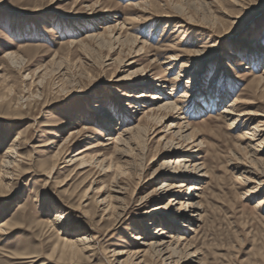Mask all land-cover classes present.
<instances>
[{
    "label": "rangeland",
    "instance_id": "obj_1",
    "mask_svg": "<svg viewBox=\"0 0 264 264\" xmlns=\"http://www.w3.org/2000/svg\"><path fill=\"white\" fill-rule=\"evenodd\" d=\"M143 1L0 0V166L10 146L16 144L20 156L11 168L14 174L0 183V221L8 219L14 225L0 235V264H122L126 254L113 253L135 247L131 231L148 237L157 225L191 242L188 248L180 245L175 260L180 256L182 262L177 264H264V204H257L264 197V186L257 190L253 173L248 172L264 173V164L254 160V150L248 146L260 140H251L252 126L259 133L255 139H264V0H180L183 13L171 6L162 8L178 15L170 20L154 15L153 7ZM227 15L235 17L234 23L229 24ZM179 21L186 25L177 27ZM107 26L147 42V52L134 57L135 65L125 66L129 40L123 46L85 40L98 31L107 39ZM251 38L257 42L254 47L248 46ZM120 55L123 64L117 61ZM169 55L180 60L166 72L160 62ZM185 63L186 77L199 73L194 99L198 105L185 101L183 116L194 143H200L196 162L203 164L207 175L197 198L201 221L191 232L160 213L161 222L145 228L142 217L135 216L141 210L137 199L163 179L140 186L167 160L170 135L159 140L164 131L157 129L137 137L127 145L129 157H121L122 146L114 138L144 120L141 112L128 106L134 97H123L124 93H153L160 87L131 90L130 80L115 79L129 78L137 68L151 70L148 73L170 80L160 91L174 89L179 96L184 88L176 78ZM234 100H239L236 112L253 113L242 116L243 125V121L238 126L231 123L234 118L222 113ZM99 105L105 117L97 114ZM65 145L60 158H55ZM260 149L258 157L264 158V144ZM76 151L91 164L79 169V162H63ZM103 158V165L112 164L105 174L97 162ZM126 158L130 164L123 161ZM117 164L130 174L117 173ZM113 179L125 188L122 205L128 206L121 221L94 201L101 193H110ZM186 184L184 193L189 189ZM158 200L152 196L147 206L161 208L168 201ZM131 225L137 229L131 230ZM93 231L94 251L79 256L63 248L69 234L80 237ZM189 252L193 256L185 261ZM146 264L160 261L150 256Z\"/></svg>",
    "mask_w": 264,
    "mask_h": 264
},
{
    "label": "bare ground",
    "instance_id": "obj_2",
    "mask_svg": "<svg viewBox=\"0 0 264 264\" xmlns=\"http://www.w3.org/2000/svg\"><path fill=\"white\" fill-rule=\"evenodd\" d=\"M176 1L144 0L142 3L144 5L148 4L149 6H152L155 11L154 15H156L157 17L169 18L168 20H170L178 15H172L170 13H167V11H162V8L171 6L176 10L178 9V12L183 13L184 12L183 8L180 7L181 6L180 0L179 2ZM209 1H220V0H209ZM227 17H228L227 19H229V24L234 23L233 18L235 17L233 15H227ZM188 20L192 21L191 17H188ZM213 22L215 23L216 21ZM116 24L114 27H116ZM226 24H228V22ZM120 25H121L120 29L124 28V24H120ZM185 25H184V21H179L177 23V27H183ZM99 28H103V27H99ZM104 29H106L109 32L107 34V39L104 36V32L98 31L87 34L85 36V40H96L99 44L108 42L109 44L111 43L112 45L118 44L122 46L124 45V42L129 40V42L131 43V49L127 50L129 52H126V54H128L129 56L128 57L129 59L126 60L128 63H126L125 66L131 67L135 65L138 59L135 60L134 57L139 56L141 54H145L147 52V47H146L147 42L144 43L143 41L139 40L138 37L129 34L130 32L129 33L125 32V34L122 35L123 31L121 30L113 31L111 26H107ZM80 41L81 40L77 42ZM255 41L256 40L253 38L247 39L248 46L250 47L256 46L257 42ZM77 42L76 41L74 42V40L70 41V43H74V44ZM200 53L201 51H196V52L194 51L195 55H199ZM120 54L122 53L120 52ZM179 60L180 59L179 57H177V55H169L163 61L160 62L161 65L160 68L161 69L165 68L166 72H171L178 66ZM117 61L120 63L123 62L124 59H122V56L120 55L118 56ZM185 64L186 65L181 64L179 66L180 72L178 73V76L176 78V81L181 84L182 88H184V91L181 94H179V96H176L177 93L174 95V89H172L173 91L167 93L164 91H160L161 88L167 87V84L170 83V80L167 79L168 77L162 78L161 76H156V74H153L152 72L148 73L151 70H145V69L141 70V68L139 69L137 68L133 71L134 74L131 77L129 78L123 77V78L115 79L116 82H121V80L123 79L130 80L131 82L130 84L128 83L129 84L128 86L131 90L138 88V86H143L144 88L147 89L154 87L156 89V86L160 87L158 88L159 91L157 89V91L153 93H150L149 91H141L136 95H132V94L128 95L124 93L123 97H128V98L134 97V101H130L128 103V106L129 108L132 109L135 108L134 112L137 113L141 112L144 117V120H140V123H137L134 126L126 127L125 129H123L121 132L118 133L117 137L114 138L116 144H120L122 146V148H118V152L121 153V157L122 156L129 157V155L126 153L127 151L126 149L128 148L127 145H129L131 142H134V139L137 137L143 136L145 138L148 136L149 133L157 131V129H158L157 132L164 131V135L160 136L159 140L161 139L165 140L166 135H170V139L167 142L171 143V150L167 154L168 156L167 160L162 164L160 168H156L149 177L145 178L142 183V186H140V189H142L144 188V185L146 186L151 185L154 181L158 179H163L162 182L159 185L155 186V188H153L150 192L146 193V195L141 196L139 197V199H137L138 202L136 203V205H138V207L141 208V210L135 216H137V218L142 217L143 221L145 222L144 223L145 228L146 226L156 225L159 222H161V220L158 218V214L160 213L163 214V216L168 217L169 220L175 222V224L179 225V228H186L191 232L196 231V226L197 227L199 226L197 222L201 221L200 212H199L201 209V205L198 202L197 198L199 197V191L202 189L200 187L202 179L207 175H206V171H204L203 164L200 162H196V158H198L197 155L199 154L198 152H200L199 151L200 143L198 144L194 143V140L192 139L191 136L192 131H189L191 129L190 123L189 121L185 120V116H183L184 115L183 110L185 108L183 103L185 101H189L190 105L195 104L196 106L197 104L194 99L195 96L198 95L197 89L195 88L197 87L196 80L199 78V73L198 71H194L191 77H186L185 76L186 74L184 75L183 73L187 72L186 68L188 67V65L187 63ZM263 74H264V70H263ZM183 76L185 77V79L184 78L182 79ZM159 79L161 80L160 83L161 85L158 83ZM238 102L239 100L238 101L234 100L222 110V113L230 116V119L234 118L232 119L234 120V122L231 121V123L237 124V126L240 125L239 122L241 121H243L241 125L244 124V119L242 118V116L253 114V113L241 112V111L240 113L236 112L239 110L236 107ZM137 106H141L142 109L138 108ZM95 109L97 114H100L101 117L106 116V113L104 112L102 105L96 106ZM109 118L113 119L111 115L109 116ZM163 128L166 129L164 130ZM248 134H250L251 140L257 141L260 139L255 143V145L253 144L252 146L248 144V146H250V148H253L254 150L253 151L254 160L258 163L264 164V158L258 157L259 152H261L260 146L264 144L263 143L264 139H261L260 137L255 139L256 136H259L257 126H252ZM20 135L21 133L18 132L17 138H19ZM255 146H259V148L257 147L256 149ZM193 147L195 148L193 149ZM16 149L17 146L16 144H14L13 146H10L8 150L6 149L7 151L4 153L5 154L4 159L1 162L2 170H0V183L3 181V178L5 180L6 178H10L9 175L14 174L13 172L14 170H11V168L12 166H15L16 163L20 162V158H17L20 156L16 151ZM65 149H66V145L63 146L61 150L57 151L54 157L57 159L58 157L60 158L62 151H65ZM80 152L81 151H76L72 155H66L68 156V159L63 162H67L69 165L75 162H79L77 167L79 169H83L84 167L91 164L87 162L85 164L83 157L80 156L81 154ZM123 161L126 164H130L131 162V161L129 162L127 158L126 160ZM97 162L99 165L102 166L105 162V158L98 160ZM254 162L252 163V165L254 164ZM125 163L124 165H126ZM121 166L123 165L117 164L115 166V170H117V173L130 174L128 170L127 171L124 170L125 169L124 166L123 167ZM53 168L54 167H51L48 170L47 177H50L49 175L52 172ZM110 168H112L111 163L108 165L106 164L103 165L101 174H105V172H108ZM143 169H146V167H143ZM248 172L253 173V177L255 180L252 182L257 184L256 189L257 190L261 189L264 186L263 171L261 172V170L255 169V170H250ZM112 182H113L112 185L113 188H111L110 186V193L107 194L103 192L99 196H97L94 201L96 204H98L99 207H101L100 209L103 210L104 213L112 212V214H115L116 216L115 218L116 221H121L123 214L128 206V205H122L123 203L121 196L124 193L125 188L121 184H118L114 179ZM186 183H189V189L186 193H184L183 191L185 189V186L188 185ZM255 191L250 190V192L253 193ZM152 196H155L159 200H168L167 204H165V206L161 208L158 207L152 209L148 207L147 205L149 204V200L150 198H152ZM257 204L262 206L264 204V197L261 198ZM164 214H168V215H164ZM59 218L61 219L62 215L61 216L59 215ZM13 228L14 225L10 220L8 221V219H2L0 221V235L8 234V232L11 231ZM130 229L136 230L137 228L131 225ZM132 233L133 232L131 231L130 236L133 239L132 243L135 245V247L116 250V252L113 253V255L115 256H121L123 254H126V260L123 262L120 260L122 264H125L128 261V259H132V258L139 259L135 263L131 262L132 264H142V263L146 264L147 257L150 256L151 257L155 256L160 261V264H177L182 262L181 261L182 257L180 256H179V260H175V257H177V255L180 253L181 250L179 249L180 245H182V247H187V248L188 246L190 247L191 245L190 241H187L185 238H182L178 234H174L171 230H168L166 227H162L161 225H157L156 227H154L153 231L149 233L148 237H146L145 234L142 235V233L140 232L135 234ZM75 236H76L75 234L71 233L69 234V238L63 240L62 246L65 249V251L67 249L71 251L74 255L83 256L85 255V253L94 251L96 249L95 240L97 236L95 231L85 233L80 237H75ZM191 256H193V253L189 252L187 254V258H185L184 260L185 261L190 260ZM23 258H29V257H23Z\"/></svg>",
    "mask_w": 264,
    "mask_h": 264
}]
</instances>
